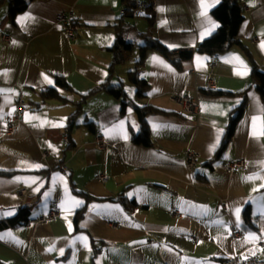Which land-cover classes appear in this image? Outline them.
I'll return each instance as SVG.
<instances>
[{
  "label": "crops",
  "instance_id": "0c3cea01",
  "mask_svg": "<svg viewBox=\"0 0 264 264\" xmlns=\"http://www.w3.org/2000/svg\"><path fill=\"white\" fill-rule=\"evenodd\" d=\"M120 1L36 0L13 19L0 5V221L28 211L25 223L0 228V264L264 261V100L238 48L195 52L219 26L212 15L219 0H151L153 39L192 57L176 68L150 52L140 67L144 96L118 82V67L111 81L124 85L126 98L101 92L78 110L82 95L109 76ZM237 1L244 14L238 39L264 73V0ZM69 12L79 25L73 41L57 20ZM145 15L138 8L131 28L141 17L137 31L145 32ZM57 77L69 90L56 85ZM210 79L215 88L206 90ZM48 89L64 100L42 101ZM175 95L194 98L197 113L186 114ZM19 99L26 110L17 116ZM123 102L157 110L146 116L148 146L132 141L139 122ZM241 104L233 135L217 155ZM97 136L106 142L103 151ZM191 152L196 162L188 167ZM234 161L244 162V170L227 171ZM99 175L108 179L100 182ZM49 212L53 220L36 221Z\"/></svg>",
  "mask_w": 264,
  "mask_h": 264
},
{
  "label": "trees",
  "instance_id": "16d2710c",
  "mask_svg": "<svg viewBox=\"0 0 264 264\" xmlns=\"http://www.w3.org/2000/svg\"><path fill=\"white\" fill-rule=\"evenodd\" d=\"M33 1L36 0H0V5H6L8 7L9 17L10 19H13L16 14L26 10L28 5ZM120 2L123 8V13L118 18L116 25H114L116 38L114 44L109 49L112 54L109 76L105 82L92 88L87 94L82 95V100L78 103V110L88 97L101 92L109 94L116 99L126 98L127 94L125 92L124 85L122 83L113 84L111 80L116 69L124 65L125 62L130 59V55L135 48L138 56L134 63V68L127 71V80L137 89V91L140 92V96H144L147 90V86L144 85L141 80L140 67L143 65L146 56L150 52L160 54L169 60L176 68L180 67L181 62L192 57L193 52L191 51L174 55L163 45L153 39L151 28L153 26L155 15L151 0H146L149 4L148 7L145 8L146 15L144 16L147 23L146 31L139 32L134 30L133 33L130 32L132 28L128 21L135 17V12L138 9V3L134 0H121ZM212 15L218 21L219 26L210 37L197 44L195 52L209 56H216L229 51L233 47L238 48L250 67L251 85L264 100V73L259 70L251 52L238 39V32L244 21V14L238 1L219 0L218 5L212 10ZM130 35H132V40L129 39ZM137 40H140L141 44H138ZM55 82L58 87L69 90V86L62 78L57 77ZM41 99L42 101L50 99L64 100V98H62L55 89H48L44 91L41 94ZM129 104L132 105L139 122V131L137 134L132 136V141L136 144L148 146L150 142L149 131L146 125V116L157 112V110L150 106L140 107L130 102H123L122 110ZM242 107L243 104L234 110L237 112L230 118L227 131L216 152L217 155L220 154V151L231 139L235 123L242 112ZM72 118H70V125L72 124ZM121 199L125 202L123 197H121ZM27 217L28 211L26 209H21L13 219L0 221V228L14 227L18 224L25 223ZM243 219L245 222H250V213L248 209L244 210Z\"/></svg>",
  "mask_w": 264,
  "mask_h": 264
},
{
  "label": "built area",
  "instance_id": "2783aa9c",
  "mask_svg": "<svg viewBox=\"0 0 264 264\" xmlns=\"http://www.w3.org/2000/svg\"><path fill=\"white\" fill-rule=\"evenodd\" d=\"M147 2H140L137 4L138 8H147L148 7ZM58 22H60L63 26V31L66 36V38L70 41L75 40L76 34L79 31V25L76 22V20L73 18V14L71 12L67 14H61L57 17ZM215 88V83L212 79H210L206 85V90H212ZM172 100L178 103L183 111L186 114H196L198 111V102L192 98L189 95H175L172 97ZM26 107L24 105L23 99H19L15 106V112L18 115L25 112ZM96 147L98 150H105L106 149V142L102 136L96 137ZM196 162V155L194 153H188L185 163L188 167H193ZM245 168V163L242 161H234L229 162L226 165V169L229 172H240L243 171ZM62 171L66 172L65 168H62ZM108 179L105 175H99L98 180L100 182H105ZM23 193V191H21ZM56 217L55 212H49L46 215L39 216V218L36 220L39 223H47L51 220H53ZM222 264H264V261H261L256 258H250L246 260H239L235 257H231L228 259H225Z\"/></svg>",
  "mask_w": 264,
  "mask_h": 264
},
{
  "label": "rangeland",
  "instance_id": "374dc122",
  "mask_svg": "<svg viewBox=\"0 0 264 264\" xmlns=\"http://www.w3.org/2000/svg\"><path fill=\"white\" fill-rule=\"evenodd\" d=\"M143 21L144 20L141 17L135 18L133 21H131L132 29L142 31ZM137 56V52L133 51V54L131 55L130 59H128L125 64L120 66L117 70L120 75L118 77V82H124L127 89L132 87L127 80V71L132 70L134 68V60L137 59Z\"/></svg>",
  "mask_w": 264,
  "mask_h": 264
},
{
  "label": "snow or ice",
  "instance_id": "6c2138e0",
  "mask_svg": "<svg viewBox=\"0 0 264 264\" xmlns=\"http://www.w3.org/2000/svg\"><path fill=\"white\" fill-rule=\"evenodd\" d=\"M238 214H239V209H237V215H238ZM255 239H257V238L254 237V236H250V237H249V240H253V241H254Z\"/></svg>",
  "mask_w": 264,
  "mask_h": 264
}]
</instances>
